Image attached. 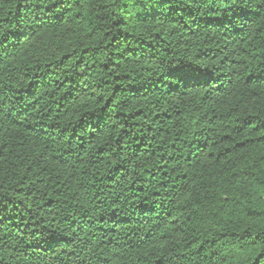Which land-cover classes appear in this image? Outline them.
Returning a JSON list of instances; mask_svg holds the SVG:
<instances>
[{"label": "trees", "instance_id": "1", "mask_svg": "<svg viewBox=\"0 0 264 264\" xmlns=\"http://www.w3.org/2000/svg\"><path fill=\"white\" fill-rule=\"evenodd\" d=\"M0 264H264V0H0Z\"/></svg>", "mask_w": 264, "mask_h": 264}]
</instances>
